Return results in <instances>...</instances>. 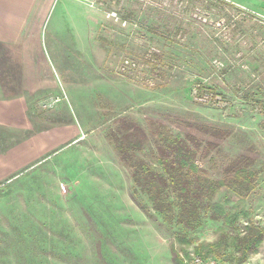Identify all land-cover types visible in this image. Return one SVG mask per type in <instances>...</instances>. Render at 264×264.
<instances>
[{
    "label": "rangeland",
    "instance_id": "374dc122",
    "mask_svg": "<svg viewBox=\"0 0 264 264\" xmlns=\"http://www.w3.org/2000/svg\"><path fill=\"white\" fill-rule=\"evenodd\" d=\"M256 13L264 14L261 0H42L34 77L0 78V101L29 108L19 129L0 128V152L69 125L76 132L52 150L42 142L39 160L0 182V264H181L190 252L226 264L263 260L264 240L242 263L224 250L247 222L264 229V22ZM125 59L132 72L121 71ZM122 118L211 141L199 167L216 178L239 155L253 160L255 190L245 200L225 189L215 196L239 214L233 233L206 214L191 231L146 210L107 138ZM209 126L220 137L208 136Z\"/></svg>",
    "mask_w": 264,
    "mask_h": 264
},
{
    "label": "trees",
    "instance_id": "16d2710c",
    "mask_svg": "<svg viewBox=\"0 0 264 264\" xmlns=\"http://www.w3.org/2000/svg\"><path fill=\"white\" fill-rule=\"evenodd\" d=\"M119 122L120 126L110 130L107 138L120 162L129 170L135 192L145 195L151 205L146 210L150 209L170 227L177 225L197 230L206 214L208 220L221 221L226 229L234 232L239 214L221 208L215 196L225 189L245 200L255 190L256 173L250 157L239 155L230 160L222 168L221 176L216 178L199 167L215 146L211 141L191 135L174 136L159 123L150 122L143 128L126 118ZM206 132L213 139L220 137V130L215 127H207ZM232 236L224 250H232L228 257L232 254L242 263L261 247L264 229L249 221L241 233L235 232ZM210 247L217 248L213 244Z\"/></svg>",
    "mask_w": 264,
    "mask_h": 264
},
{
    "label": "crops",
    "instance_id": "0c3cea01",
    "mask_svg": "<svg viewBox=\"0 0 264 264\" xmlns=\"http://www.w3.org/2000/svg\"><path fill=\"white\" fill-rule=\"evenodd\" d=\"M41 1L0 0V78L30 77L36 73L32 47L37 46L36 42L39 39L40 43L42 37V26L36 22ZM30 79L25 82L19 80L20 89L31 84ZM19 100L10 103L0 101V128L19 129V123L27 119L29 108ZM75 132V127L69 125L67 130L59 134L46 132L44 137L41 134L34 135L31 140L3 149L0 152V182L10 174L21 173L26 166L39 160L43 155L42 142L46 144L45 150H52L57 148L59 141L64 143L67 139H73Z\"/></svg>",
    "mask_w": 264,
    "mask_h": 264
},
{
    "label": "built area",
    "instance_id": "2783aa9c",
    "mask_svg": "<svg viewBox=\"0 0 264 264\" xmlns=\"http://www.w3.org/2000/svg\"><path fill=\"white\" fill-rule=\"evenodd\" d=\"M264 3V0H261ZM238 8H240L241 10H243L245 13H248V9L245 8L242 5H237ZM256 16H259L260 18L263 19L264 22V16L256 13ZM122 72H132L133 69L135 68V65L131 62L128 61V59H125L122 62ZM58 99L53 100L50 104L48 105H42V107L44 109H51L55 106H57L56 104L58 103ZM181 264H226V263H221L218 260L214 259V258H210V257H203L200 254L194 253V252H190L188 253L187 256L182 258V262ZM243 264H264V259L259 261V262H253V261H249L247 263H243Z\"/></svg>",
    "mask_w": 264,
    "mask_h": 264
}]
</instances>
